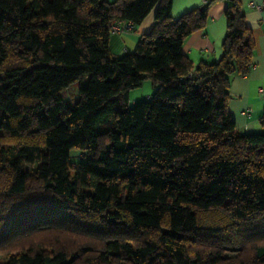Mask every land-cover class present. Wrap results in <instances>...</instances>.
Masks as SVG:
<instances>
[{
	"label": "trees",
	"instance_id": "1",
	"mask_svg": "<svg viewBox=\"0 0 264 264\" xmlns=\"http://www.w3.org/2000/svg\"><path fill=\"white\" fill-rule=\"evenodd\" d=\"M215 1L0 0V264H264V115L240 133L227 110L254 46L240 1L217 61L181 51ZM151 12L113 55L110 26Z\"/></svg>",
	"mask_w": 264,
	"mask_h": 264
},
{
	"label": "crops",
	"instance_id": "2",
	"mask_svg": "<svg viewBox=\"0 0 264 264\" xmlns=\"http://www.w3.org/2000/svg\"><path fill=\"white\" fill-rule=\"evenodd\" d=\"M204 1L206 0H172L171 16L177 18ZM239 1L254 46L248 73L243 76L232 75L230 78L227 110L240 133L259 132L262 130L259 118L264 115V7L257 10L249 6L250 0ZM256 1L264 3V0ZM227 5L228 0L213 2L209 7L204 28L192 32L184 39L181 51L193 64H210L220 58L221 43L226 31L224 11ZM152 24L153 12L135 25L131 32L111 34L108 42L110 52L115 56L132 52L140 35L148 33ZM152 92L150 83L144 81L129 92V104L148 97Z\"/></svg>",
	"mask_w": 264,
	"mask_h": 264
},
{
	"label": "rangeland",
	"instance_id": "3",
	"mask_svg": "<svg viewBox=\"0 0 264 264\" xmlns=\"http://www.w3.org/2000/svg\"><path fill=\"white\" fill-rule=\"evenodd\" d=\"M90 80V75L87 74L81 81L74 82L69 85V87L63 93L64 99L68 100L69 102L73 103L78 99L79 96V88L86 86L88 81ZM80 151L77 149H73L71 151V159L76 161L79 159Z\"/></svg>",
	"mask_w": 264,
	"mask_h": 264
},
{
	"label": "built area",
	"instance_id": "4",
	"mask_svg": "<svg viewBox=\"0 0 264 264\" xmlns=\"http://www.w3.org/2000/svg\"><path fill=\"white\" fill-rule=\"evenodd\" d=\"M205 2V1H204ZM249 6L255 7L257 10H260L264 7V3H257L256 0H250ZM134 29L132 22L117 21L110 26V32L112 34H120L131 32ZM249 110H247L248 112Z\"/></svg>",
	"mask_w": 264,
	"mask_h": 264
}]
</instances>
